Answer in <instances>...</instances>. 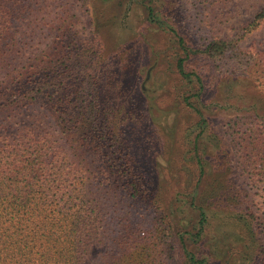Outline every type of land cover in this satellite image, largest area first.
<instances>
[{"label": "rangeland", "instance_id": "374dc122", "mask_svg": "<svg viewBox=\"0 0 264 264\" xmlns=\"http://www.w3.org/2000/svg\"><path fill=\"white\" fill-rule=\"evenodd\" d=\"M2 3L47 95L92 104L87 144L42 103L23 116L90 168L103 222L84 264H264V20L247 28L264 0Z\"/></svg>", "mask_w": 264, "mask_h": 264}, {"label": "trees", "instance_id": "16d2710c", "mask_svg": "<svg viewBox=\"0 0 264 264\" xmlns=\"http://www.w3.org/2000/svg\"><path fill=\"white\" fill-rule=\"evenodd\" d=\"M145 6L148 19L153 21L154 9ZM5 12L2 3L0 264H84L90 246L100 237L103 222L100 202L91 191L90 168L87 163L72 162L70 154L58 144L53 133L37 134L24 124L23 116L31 107L42 103L40 105L46 106L54 119L62 117L59 126L70 144H87L91 121L95 123L92 104L86 105L85 95L79 96L76 103L68 97L67 101H61L54 97L55 94L47 95L57 91L56 83H44L42 78L50 67L40 62L39 57L31 64L22 61L24 58L16 52L17 41ZM263 20L264 7L247 28L252 32ZM179 42L182 46L183 40ZM215 47L216 44L212 46ZM219 48L220 52H225L226 43H219ZM184 62L180 58L177 65L182 73ZM93 109L100 113V109ZM55 112H61L62 116L58 119ZM255 119L264 128V118L256 115ZM72 150L75 154L72 156H81L86 147L73 145ZM205 218L201 213L200 224H205ZM194 260L192 257V262Z\"/></svg>", "mask_w": 264, "mask_h": 264}]
</instances>
